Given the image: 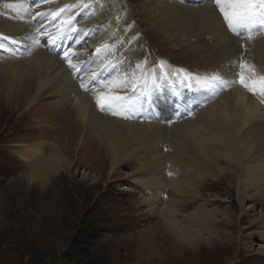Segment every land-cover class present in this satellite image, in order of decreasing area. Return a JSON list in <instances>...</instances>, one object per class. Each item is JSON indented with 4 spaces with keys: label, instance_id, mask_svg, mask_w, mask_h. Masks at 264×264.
Instances as JSON below:
<instances>
[{
    "label": "bare ground",
    "instance_id": "1",
    "mask_svg": "<svg viewBox=\"0 0 264 264\" xmlns=\"http://www.w3.org/2000/svg\"><path fill=\"white\" fill-rule=\"evenodd\" d=\"M69 5L70 13L59 11ZM145 8L156 20L154 27L173 42L176 51L193 49L199 54L206 65L202 78L176 71L168 64L165 75L152 72L157 81L149 73L147 81H142L144 88L116 115L101 112L96 104L98 96L125 95L118 91L122 81L134 82L130 89L139 85L135 80L140 71L133 69L139 62L143 39L138 37L136 26H127L130 15L123 0H0V104L5 112L15 115L24 108L34 111L47 91L56 99L60 96L59 107L63 101H70L68 97L78 98V108L69 110L73 120L67 122L72 126L65 131L66 137L71 135L68 151L77 146L78 138L82 139L83 127V149L89 152L96 148V156L102 159L94 178L102 177L108 168L113 173L136 160L139 171L149 174L145 184L155 191L174 188L175 181L195 191L202 179L228 181L241 208L239 222L247 220L251 231L258 229L261 246L256 255L264 257V103H260L259 94L249 92L256 90L248 84L245 88L239 78L234 84H226V91L219 83L224 74L229 79L238 76L245 80L246 68L264 67V36L248 38L250 25L263 29L264 9L253 10L256 19L241 29L247 39L237 44L232 34L221 30L219 10L208 0H148ZM43 15L47 18L41 24ZM67 22H71V31ZM38 29H43L46 37H37L34 30ZM5 34L14 38L10 40ZM65 35L67 39H62ZM44 38H50V49L59 45L53 56L44 46L39 49L37 41ZM65 51L69 57H78L71 60L76 65L72 72L76 77L69 73ZM160 75L166 77L165 83ZM81 83L87 90L80 87ZM196 103L202 106L181 118L186 108ZM140 110L151 119L124 118L128 111L140 115ZM170 119L172 122L167 123ZM62 144L41 141L16 146L17 156L29 168L31 182L45 187L61 172L70 170L73 160ZM167 163L170 175L166 174ZM214 198L216 203L221 200L218 195ZM148 202L180 246L212 244L217 241V231L229 230L237 214L232 209L209 210L206 201L194 216H181L169 199L154 194Z\"/></svg>",
    "mask_w": 264,
    "mask_h": 264
},
{
    "label": "rangeland",
    "instance_id": "2",
    "mask_svg": "<svg viewBox=\"0 0 264 264\" xmlns=\"http://www.w3.org/2000/svg\"><path fill=\"white\" fill-rule=\"evenodd\" d=\"M147 1L123 0L130 15L127 26H136L138 37L143 39L140 56H137L141 67L136 87L143 84L149 73L162 71L165 75L168 64L176 71L181 69L202 78L205 62L193 49L184 52L174 49L173 42L166 39L158 30L160 28L154 27L156 20L145 8ZM250 26L248 38L264 36V27L256 30ZM34 32L36 36L46 37L42 32ZM5 36L10 40L14 38ZM38 45L39 49L44 46ZM44 47L53 56L52 47ZM245 71L244 81L256 90L249 92L264 99V67H248ZM163 75L159 78L165 83ZM152 76L156 80L157 76ZM223 90L226 91V87ZM46 95L31 112L24 108L10 115L3 109V103L0 104V264H83L86 259L74 253L70 257L67 253L74 249L80 231L85 229L95 231L97 238L90 240L88 247L92 256L105 264H264V257L256 255L261 246L257 239L259 231H251L252 225L247 220L239 222L241 208L228 181L202 179L196 191L175 181L174 188L160 187L155 191L145 184L149 174L139 171L140 162L136 160L128 161L113 173L108 168L96 179L94 172L101 168L102 159L96 156V148L89 152L83 149V127L82 139L78 138L77 146L74 144L68 151L67 140L71 135L66 137L65 131L72 126L67 121L73 120L70 111L78 108V98L68 97L70 101H63L59 107V95L58 99L50 91ZM143 113L140 110V114ZM41 141L63 143L66 154L70 153L73 160L68 172H61L45 187L29 180V168L15 152L21 145ZM49 151L50 147L47 157ZM171 173L167 163L166 174ZM154 194L173 201L181 216H194L201 204L208 201L209 210L232 209L237 212L236 219L229 230L217 231V241L210 245L191 247L184 243L180 246L172 237L173 233L163 225L161 215L148 202L153 200ZM214 194L221 199L217 203ZM257 210H261L260 205Z\"/></svg>",
    "mask_w": 264,
    "mask_h": 264
},
{
    "label": "snow or ice",
    "instance_id": "3",
    "mask_svg": "<svg viewBox=\"0 0 264 264\" xmlns=\"http://www.w3.org/2000/svg\"><path fill=\"white\" fill-rule=\"evenodd\" d=\"M44 2H47V0H44ZM209 3L215 4L216 8L219 10V16L220 19V27L224 34H232L235 37V42L237 44L240 43L241 40H246L247 37H245L244 32L241 30L243 26H246L250 23H252L256 19V14L254 13V9L256 7H260L261 9H264V0H208ZM72 8L71 6H66V8H61L59 11L61 12H71ZM48 15H51L49 13ZM261 15H264V12L261 13ZM47 16L43 15L40 19V23H43V20L46 19ZM69 23V31H71V22ZM115 23V21H113ZM38 32H42L43 29H38ZM123 31V29H121ZM79 34H83L82 30ZM50 38H44L42 40L37 41L38 44H43L44 46L48 45ZM62 39H67V35H65ZM75 42V41H73ZM58 44H53L52 48L53 50L58 47ZM122 46V45H121ZM69 47H71V44H69ZM240 47L243 48V44H240ZM91 54V53H89ZM58 53V58H59ZM78 57L76 55H73L71 57L68 56L67 52H64V61L68 62L69 64V72H75L76 71V65L71 63V60L77 59ZM141 65L137 64L134 67V71H139ZM147 70V69H145ZM79 79V76H77ZM239 78V82L247 88L248 85L244 81L242 77L234 76L231 79L227 77L226 74L223 75L221 81L219 83L221 84V90L226 84H234L235 80ZM134 82L130 80L122 81L120 83V86L118 88V91L124 93L125 95H111V96H98L96 99V104L100 108L101 112L111 111L113 115L117 114L118 109H122L125 107V105L130 103V98L133 96L134 93L140 92L144 87L140 86L139 88L133 86L131 89L129 88V84ZM81 88H84L87 90V86H85L83 83L80 85ZM260 103H264V99L260 101ZM202 103H196L194 106L186 108L185 112L181 115V118H186L187 115L194 112L197 108L201 107ZM125 119L133 118L137 119L138 121L142 119H151L150 114H140L137 115L136 113H133L131 111H128V113L124 116ZM171 119L167 121V123H171Z\"/></svg>",
    "mask_w": 264,
    "mask_h": 264
},
{
    "label": "trees",
    "instance_id": "4",
    "mask_svg": "<svg viewBox=\"0 0 264 264\" xmlns=\"http://www.w3.org/2000/svg\"><path fill=\"white\" fill-rule=\"evenodd\" d=\"M79 234L81 236L74 242V249H71L67 255L71 257L74 253L76 256L83 257L86 259L85 263L83 264H105L100 258L93 257L90 247H88L90 240L97 238L95 231H89L88 229H85L84 231H80Z\"/></svg>",
    "mask_w": 264,
    "mask_h": 264
}]
</instances>
